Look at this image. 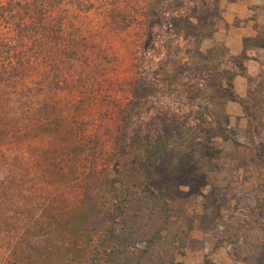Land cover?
<instances>
[{"label": "rangeland", "instance_id": "rangeland-1", "mask_svg": "<svg viewBox=\"0 0 264 264\" xmlns=\"http://www.w3.org/2000/svg\"><path fill=\"white\" fill-rule=\"evenodd\" d=\"M148 1L89 0V12L69 10L72 30L78 32L81 44L76 71L100 80L95 91L99 95L79 100L76 94L74 98L62 92L59 105L81 131L99 127L115 131L125 126L128 139L140 133L155 141L168 125L172 146L164 158L157 159L147 188L160 190L171 182L193 198L190 209L200 219L178 260L183 264L204 260L264 264V51L254 55L249 50L253 48L244 44V39L264 27V0H160L159 26L143 16ZM227 70L236 74L227 88L236 102L227 92L217 91L211 80L216 71ZM133 90L139 101L124 121L123 109L133 103ZM103 94L120 100L99 99ZM201 119L227 125L231 140L218 142L222 154L217 160L205 155L199 138ZM165 120H169L167 125ZM75 140L70 138L73 145ZM27 144L33 149L44 145L39 140ZM28 160L31 170L23 188L36 184L34 176L39 175L33 164L38 158L27 154ZM66 178L64 183L47 182L25 191V203L32 211L49 206V215L65 217L71 224L89 204L82 185L71 182L70 174ZM62 230L67 241L54 239L55 251L41 243L42 256H63L64 262L74 259L87 264L85 245L80 243L75 249L68 237L72 232L66 227ZM7 254L19 256L21 251L15 248L4 253L0 246V256Z\"/></svg>", "mask_w": 264, "mask_h": 264}, {"label": "trees", "instance_id": "trees-1", "mask_svg": "<svg viewBox=\"0 0 264 264\" xmlns=\"http://www.w3.org/2000/svg\"><path fill=\"white\" fill-rule=\"evenodd\" d=\"M88 3L0 0V27L5 30L0 34V246L4 253L15 248L21 251L19 256H0V264L74 263V259L64 262L63 256H42L40 244L57 250L54 239L67 235L65 227L72 232L68 237L75 249L80 243L85 245L87 264H183L178 255L188 247L200 219L190 209L193 198L171 182L160 190L147 188L157 159L164 158L172 146V133L166 128L169 120L164 121L165 134L155 141L140 133L128 139L125 126L115 131L76 130V122L59 105L62 92L74 98L76 94L79 100L99 95L95 91L100 80L76 71L81 44L69 19L71 8L89 12ZM159 4L160 0H149L143 10L144 18L157 26L162 23ZM244 44L264 50V27L244 39ZM215 75L211 80L216 90L227 92L236 102L227 89L236 74L227 70ZM241 75H246L245 69ZM131 95L134 101L123 109L124 121L139 101L137 90ZM99 99L120 100L111 94ZM71 137H76L75 145ZM199 138L211 160L221 157L218 142L231 140L225 123L212 125L204 119ZM30 140L44 145L33 149L27 144ZM27 154L38 158L33 164L39 175L34 176L36 184L23 188L31 170ZM67 174L73 177L71 182L82 185L89 204L71 224L65 217L49 215V206H38L35 211L27 206L25 191L47 182H67ZM54 176L57 180H49ZM200 264L216 263L204 260Z\"/></svg>", "mask_w": 264, "mask_h": 264}, {"label": "crops", "instance_id": "crops-1", "mask_svg": "<svg viewBox=\"0 0 264 264\" xmlns=\"http://www.w3.org/2000/svg\"><path fill=\"white\" fill-rule=\"evenodd\" d=\"M255 34H256V33H252V34H250V36H248V37H249V38L254 37ZM241 45L243 46V44H242V39H241ZM251 48H252V47H251ZM242 50H244V48H243ZM249 50L252 51V53L255 55V53H256L257 50H262V49H256V48H253L252 50H251V49H249ZM262 51H264V50H262ZM253 60H255V61L257 62V60H256L255 58H254ZM253 60H252V61H253ZM258 64H259V63H258ZM255 74H257V73H255ZM240 97L243 98L244 95L241 94Z\"/></svg>", "mask_w": 264, "mask_h": 264}]
</instances>
